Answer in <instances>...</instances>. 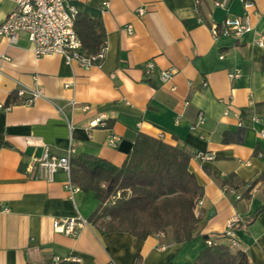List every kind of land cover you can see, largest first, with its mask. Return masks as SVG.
I'll use <instances>...</instances> for the list:
<instances>
[{"label": "crops", "instance_id": "1", "mask_svg": "<svg viewBox=\"0 0 264 264\" xmlns=\"http://www.w3.org/2000/svg\"><path fill=\"white\" fill-rule=\"evenodd\" d=\"M251 1L245 11L242 0H66L77 17L103 27L104 58L89 69L58 55L35 58L25 34L14 46L0 38V105L9 107L0 108V264H54V258L59 264H193L207 240L229 246L223 233L234 216L238 246L231 252L264 264V211L255 216L264 206V183L249 199L242 188L220 186L230 175L248 182L264 174V47L256 44L264 36V0ZM14 6L0 0V25ZM245 14L249 32L212 36L211 24L220 32L226 19ZM147 62L154 65L150 76ZM169 68L172 79L162 83L160 73ZM235 70L239 77L230 79ZM20 89H37L42 97L26 104L28 94L17 97ZM99 119L106 127H90ZM139 134L190 156L203 196L201 226L188 243H173L170 229L144 240L101 234L88 223L98 207L93 193L71 194L61 171L52 180L40 177L44 153L62 158L70 147L72 157L119 168ZM110 135L118 137L115 147L107 145ZM197 152L214 160L201 163ZM78 217L87 224L74 233L53 232L62 220Z\"/></svg>", "mask_w": 264, "mask_h": 264}, {"label": "trees", "instance_id": "2", "mask_svg": "<svg viewBox=\"0 0 264 264\" xmlns=\"http://www.w3.org/2000/svg\"><path fill=\"white\" fill-rule=\"evenodd\" d=\"M74 30L85 55L95 56L104 48L100 21L76 16ZM261 68L264 70V57ZM189 161L190 156L182 150L139 134L121 167L98 158L72 157L69 179L73 186L93 193L98 200V207L88 223L101 234L127 233L144 240L170 229L172 242L182 244L192 241L201 226L196 205L202 199L203 190L189 171ZM259 183H264V174L248 182H236L235 176L230 175L220 186L242 188V197L249 199ZM262 211L264 206L255 216ZM193 264L250 263L245 252L232 253L227 246L212 245L207 246Z\"/></svg>", "mask_w": 264, "mask_h": 264}, {"label": "built area", "instance_id": "3", "mask_svg": "<svg viewBox=\"0 0 264 264\" xmlns=\"http://www.w3.org/2000/svg\"><path fill=\"white\" fill-rule=\"evenodd\" d=\"M66 0H14V9L7 16L5 21L0 25V38H5L11 46L17 43L19 34H25L27 40L31 44L32 53L35 58H41L49 55H58L64 58L67 64L77 63L84 69H89L93 65L98 64L104 58V48L95 55L87 56L82 52L81 42L74 30V22L76 18V11L74 8H67L65 5ZM245 11H248L253 7L251 0H242ZM223 4H217L224 6ZM145 10L143 8L138 10L139 15H143ZM251 30L249 24V16L245 14L241 18H228L221 24V31L215 24L210 25V32L214 38L219 34L225 36L240 37L242 34ZM129 34L132 33V28L127 27ZM259 47H264V36H260L256 41ZM144 74L150 76L154 71V65L151 62H147L144 65ZM174 74L173 68H169L160 73V81L167 83L172 79ZM239 71L235 70L229 75L230 79L239 77ZM25 94H28V98L24 100L26 104H32L38 98H41V92L37 89L26 91L20 89L17 91V97L21 98ZM75 101L70 102L71 107H76ZM0 108L8 110L9 107L0 105ZM83 111H87L88 106H82ZM58 111H61L58 108ZM204 122L203 114L198 115L197 125H201ZM68 129L71 131V124L67 123ZM90 127H106V123L103 120H96L90 124ZM264 135V131H262ZM118 137L110 135L107 139V145L115 147ZM74 150L69 148L66 156L62 158H56L50 156L47 152L44 153L42 158L38 161L40 177L52 180L53 175L58 171L65 173L68 177L70 174V160ZM194 159L201 163L210 162L214 160V156L205 152H197L194 155ZM68 191L73 194L79 191L77 187H74L71 183H68ZM202 205V200L197 202V207ZM239 223L238 216L232 217L228 220L226 229L223 233L224 237L229 241V249L236 248L238 246L235 231L237 224ZM87 224V221L78 218H68L62 220L55 228L53 232L56 234L70 235L74 233L76 228H82ZM207 246L215 245L212 241H206ZM54 264H59L60 260L54 258Z\"/></svg>", "mask_w": 264, "mask_h": 264}]
</instances>
